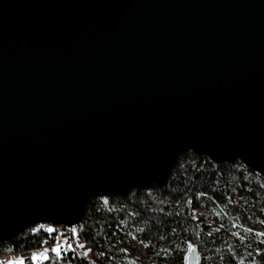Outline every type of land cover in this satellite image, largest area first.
<instances>
[{"label":"water","instance_id":"1","mask_svg":"<svg viewBox=\"0 0 264 264\" xmlns=\"http://www.w3.org/2000/svg\"><path fill=\"white\" fill-rule=\"evenodd\" d=\"M191 151L264 178V0H0V243Z\"/></svg>","mask_w":264,"mask_h":264},{"label":"trees","instance_id":"2","mask_svg":"<svg viewBox=\"0 0 264 264\" xmlns=\"http://www.w3.org/2000/svg\"><path fill=\"white\" fill-rule=\"evenodd\" d=\"M170 176L165 184L92 198L76 226L79 237L62 245L60 258L48 248L39 264H189L190 254L196 264H264V178L241 161L218 164L192 151ZM51 226L55 233L36 225L0 243V254H21L30 264L33 252L55 241L59 229ZM79 243L91 249L87 257Z\"/></svg>","mask_w":264,"mask_h":264},{"label":"snow or ice","instance_id":"3","mask_svg":"<svg viewBox=\"0 0 264 264\" xmlns=\"http://www.w3.org/2000/svg\"><path fill=\"white\" fill-rule=\"evenodd\" d=\"M39 228L40 229H46V231L49 232V233H55V231H56L55 228H53L50 224L47 225V226L44 225V224H41V225H39ZM80 228L82 229L83 225H81ZM37 230L38 229L35 228V227L31 228L32 232H36ZM248 231H251V229H248ZM70 232L72 233V236L74 238H78L79 235L81 234V232L76 227L70 228ZM208 235H212V233L210 232V233H208ZM258 235L264 236V232H260V233H258ZM262 243H264V241H262ZM66 246L69 249H72L74 247L72 244H67ZM62 247L63 246L61 244H54L51 247L50 251L52 253H55L57 258H60L61 252H62ZM75 247H78L80 249H86V244L85 243H79V244L75 245ZM188 250L191 251V252H195L196 248L192 244L189 243L188 244ZM47 251H48V249H45L44 252L33 253V255H32L33 261L37 262V264H38V262L41 261V260H47L49 258L48 255L46 254ZM89 252H91V249H86L85 251H83L81 253V255H83L84 257H87ZM249 255H251V254H249ZM260 259H261V261H264V254L260 255ZM185 260H187V257H185ZM8 264H24V261L21 258H17L14 261H8ZM241 264H243V262H241ZM253 264H255V261L253 262Z\"/></svg>","mask_w":264,"mask_h":264},{"label":"rangeland","instance_id":"4","mask_svg":"<svg viewBox=\"0 0 264 264\" xmlns=\"http://www.w3.org/2000/svg\"><path fill=\"white\" fill-rule=\"evenodd\" d=\"M73 236L72 234L69 235V233H67L66 235L64 234L62 236V232L58 231L57 232V235H56V238H55V241L53 242V244H50V245H44L41 247V249H39L38 251L36 252H33V253H40V252H44L45 249H48V248H51L54 244H65L67 241H72L73 240ZM137 247L139 249H142L143 248L141 247V245L137 244ZM47 254V253H46ZM33 255V254H32ZM17 258H21L23 259L24 261V257L21 255V254H6V255H1L0 254V264H8V261H14L16 260ZM42 261V260H41ZM39 261L38 264L41 262ZM30 264H37V262L33 261L32 259V262Z\"/></svg>","mask_w":264,"mask_h":264},{"label":"built area","instance_id":"5","mask_svg":"<svg viewBox=\"0 0 264 264\" xmlns=\"http://www.w3.org/2000/svg\"><path fill=\"white\" fill-rule=\"evenodd\" d=\"M44 225L47 226V225H49V224H44ZM57 228L59 229L60 232H62V236H63L64 234L66 235L67 233H69V228H65V227L62 228V227H60V226H58Z\"/></svg>","mask_w":264,"mask_h":264}]
</instances>
